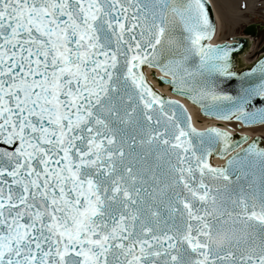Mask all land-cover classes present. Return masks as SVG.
I'll return each instance as SVG.
<instances>
[{
    "label": "snow or ice",
    "instance_id": "6c2138e0",
    "mask_svg": "<svg viewBox=\"0 0 264 264\" xmlns=\"http://www.w3.org/2000/svg\"><path fill=\"white\" fill-rule=\"evenodd\" d=\"M216 34L209 0H0V264H264V141L148 76L264 126Z\"/></svg>",
    "mask_w": 264,
    "mask_h": 264
},
{
    "label": "water",
    "instance_id": "95a60500",
    "mask_svg": "<svg viewBox=\"0 0 264 264\" xmlns=\"http://www.w3.org/2000/svg\"><path fill=\"white\" fill-rule=\"evenodd\" d=\"M211 2V0L209 1V3ZM212 3V2H211ZM210 3V4H211ZM213 5V4H212ZM212 5H211V15L216 23V20H215V15H216V19H217V34H216V38L215 40L213 41L214 44H218V43H222V42H225V41H218V37L219 35L221 34L222 32V25H221V20H220V16L218 15V13L215 11V8H214V5H213V8H212ZM214 11H215V14H214ZM244 34L246 36H252V37H255L257 35V25H249L245 28L244 30ZM240 36V35H238ZM236 38L233 37L231 39H234ZM231 39L229 40H226V41H231ZM227 44H239L241 47L240 49L234 54V65H235V68L234 70L237 72V73H243L245 71H249L250 69H252L254 66H256L258 64L259 61L261 60H264V54L259 58L258 61H256L251 67H248V68H245L243 70H237L236 69V59L239 55H241L245 50L246 48L249 46V39L246 37H237L236 39L233 40V43L231 42H225ZM224 44V43H223ZM258 45V40L256 38L255 40V52L252 54V57H250V59L254 58L256 56V53L258 52L259 49H261L263 46H264V43L262 44V46L260 48L257 47ZM263 52H264V49H263ZM247 56L248 54L245 52L241 58L246 60L247 61ZM240 58V59H241ZM155 70H148V76H149V80L150 82L152 83L153 87L159 91L160 93H162L163 95L165 96H169L171 98H176L180 100V102L182 101L186 106L187 108L189 109L190 113L193 115V119L194 121L196 122L197 124V127L198 128H201V129H204V128H207V127H210V126H221V127H225L227 128V130H229L232 134H239V135H233V136H236L237 138H239V136H242V135H249L252 139H258L260 141H264V135L261 134V132L257 133V134H254L251 130H246V131H237L235 130L234 128H232L228 122H220V121H217L215 120L213 117H209V116H205L204 115V112H203V109L200 108L198 105H193L189 100H187L186 98L182 99L183 97L179 98V97H176V95H172L173 92H172V89L169 85H166V84H163L161 82L160 79H158V77H160V73L157 74V71H155V76L153 75V72ZM237 83L238 82H230L229 85H228V91L229 92H232L234 93L235 90H236V86H237ZM169 87V88H168ZM170 90V91H169ZM171 92V93H170ZM187 100V101H186ZM181 102V103H182ZM199 109V110H198ZM201 114V115H200ZM242 127H244L242 125ZM256 137V138H255ZM262 137V138H260ZM246 146V145H245ZM215 164H218V165H222L225 163V161H222L220 160L219 158H216L214 159L213 161Z\"/></svg>",
    "mask_w": 264,
    "mask_h": 264
},
{
    "label": "bare ground",
    "instance_id": "6f19581e",
    "mask_svg": "<svg viewBox=\"0 0 264 264\" xmlns=\"http://www.w3.org/2000/svg\"><path fill=\"white\" fill-rule=\"evenodd\" d=\"M211 2L214 5L215 11L220 16L222 25V32L218 37V41L231 39L227 37L229 28L234 29L242 23L250 22V19L246 18V15L248 16V14L253 13L259 4L264 8V0H211ZM243 5H247V7L242 11ZM228 124L237 131L251 130L254 134L261 132V129L264 128L262 125H257L254 129H247L237 122H228Z\"/></svg>",
    "mask_w": 264,
    "mask_h": 264
},
{
    "label": "rangeland",
    "instance_id": "374dc122",
    "mask_svg": "<svg viewBox=\"0 0 264 264\" xmlns=\"http://www.w3.org/2000/svg\"><path fill=\"white\" fill-rule=\"evenodd\" d=\"M244 5L241 8V10L244 9ZM250 19V22L248 23H242L241 25L235 27L234 29L229 28V31H227V37L232 38L238 35H242L245 27L249 24H256L259 25L257 26V31H259L257 40H258V45L257 47L260 48L262 44L264 43V8L261 7V4L258 5V7L254 10L253 13L246 15V18Z\"/></svg>",
    "mask_w": 264,
    "mask_h": 264
}]
</instances>
